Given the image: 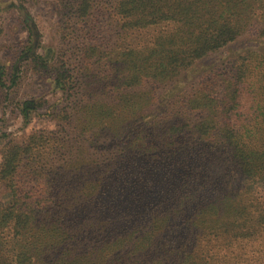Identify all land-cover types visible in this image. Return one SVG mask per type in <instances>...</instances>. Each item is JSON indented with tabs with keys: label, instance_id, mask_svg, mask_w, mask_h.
I'll return each mask as SVG.
<instances>
[{
	"label": "rangeland",
	"instance_id": "1",
	"mask_svg": "<svg viewBox=\"0 0 264 264\" xmlns=\"http://www.w3.org/2000/svg\"><path fill=\"white\" fill-rule=\"evenodd\" d=\"M18 7L33 23L36 35L30 33ZM258 22L259 18H255L245 34L170 80L156 84L141 80L131 94L150 91L153 98L142 99V95L132 101L137 118L134 124L138 120L139 124L171 123L184 114L179 112V96L184 91H192L190 88L211 76L215 78L213 71L224 74L247 49L264 53V36H258ZM173 27L165 23L142 29L123 27L113 0H0V162L8 145L30 144L32 152L18 171L26 185H32L38 177L40 182L47 181L45 198L73 202L84 195V190L76 193L68 187L101 182L110 187L112 196L116 197L121 190L131 194L117 207L120 216L110 220L115 230L131 231L136 222L146 225L144 229L158 231L169 247L181 245L204 251L205 256L196 259L195 264H221L226 261L222 254L231 249L242 252L241 262L230 260L225 264H264V187L240 173L226 146L211 139L167 154L125 152V137L113 136L119 130V121L112 109L109 119L99 120L87 130L81 125L83 113L78 106L88 73L80 59L101 51L103 55L130 48L139 50ZM32 43L38 55L50 59L49 66H39L31 59L19 61ZM15 65L18 70L13 84ZM100 65L101 71L111 70L103 60ZM56 77L66 85L60 86ZM249 86L250 82L242 95L244 111L251 118L254 112L250 97L255 91ZM99 95H93L91 102L105 100L108 105L109 95ZM25 100L34 105L26 119L21 114ZM186 113L185 120L191 124L201 118V113ZM107 120L114 123V131ZM109 168L110 174L117 173L112 181L109 175L101 174ZM218 193L231 195L246 210L218 222L199 214V218L192 220L193 207L205 204ZM11 196L6 182L0 181V203H6ZM18 196H22L21 190ZM214 242L219 244L217 252L212 246Z\"/></svg>",
	"mask_w": 264,
	"mask_h": 264
},
{
	"label": "trees",
	"instance_id": "2",
	"mask_svg": "<svg viewBox=\"0 0 264 264\" xmlns=\"http://www.w3.org/2000/svg\"><path fill=\"white\" fill-rule=\"evenodd\" d=\"M113 1L116 13L123 19V27L142 29L159 23L174 27L156 35L149 45L139 50L130 48L103 55L100 50L80 59L88 73L78 106L83 113L81 125L87 130L100 123L99 120L109 119L112 116L109 109H112L113 115L118 116L119 130L114 131L115 125L110 120L105 122L112 124L113 136L125 137L122 145L125 152L167 154L181 147L185 151L189 148L186 145L215 139L216 143L226 146L244 177L264 187L263 52L247 49L232 61L224 74L213 71L215 78L211 76L190 88L192 91H184L179 96L182 106L179 112L184 114L168 124L165 121L139 124V120L134 124L137 118L132 101L136 97L141 99L142 95V99L153 97L150 91L131 94L143 79L156 84L189 69L198 60L245 34L255 18H259L258 36H264V0ZM17 10L28 23L32 36L36 35L25 11L20 7ZM28 59L42 67L50 63V59L35 52V43L19 57V61ZM101 60L111 70L101 71ZM14 70L13 84L17 65ZM64 71L70 69L64 68ZM56 78L60 86L66 85ZM248 82L256 94L250 97L254 112L251 118L244 111L242 95ZM96 94L101 98L109 95L108 105L105 100L91 102ZM21 106V114L26 119L34 105L31 100H25ZM186 111L201 113L200 120L191 124L185 120ZM31 152L30 144H10L2 151L0 181L6 182L12 196L6 203H0V264H195L196 259L205 256L199 248L169 247L158 231L146 230V225L139 226L137 222L136 226L131 225V231L115 230L110 220L120 216L117 207L131 197L124 190L115 197L107 184L81 182L68 187L76 193L84 190V195L77 196L73 202L45 198L47 181L40 182L38 177L32 180V185H26L18 171ZM101 174L109 175L110 181L117 175L110 174V168ZM20 190L22 196H18ZM230 196L218 193L205 204L195 205L192 220L198 214L202 218L211 217L207 220L214 222L243 214L246 207ZM212 246L217 252L219 244L214 242ZM222 256L229 263L230 260L241 262L242 252L231 249ZM226 261L222 260L221 264Z\"/></svg>",
	"mask_w": 264,
	"mask_h": 264
}]
</instances>
